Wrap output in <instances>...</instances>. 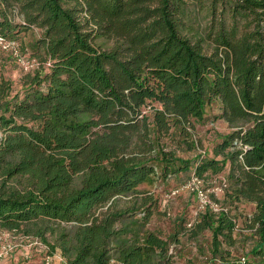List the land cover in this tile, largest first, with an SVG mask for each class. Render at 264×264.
<instances>
[{"label": "trees", "instance_id": "trees-1", "mask_svg": "<svg viewBox=\"0 0 264 264\" xmlns=\"http://www.w3.org/2000/svg\"><path fill=\"white\" fill-rule=\"evenodd\" d=\"M36 30L38 69L18 91L0 73V229L67 264H177L181 231L138 219L155 204L137 205L140 186L228 169L226 204L255 206L260 261L234 257L230 209L202 214L191 237L212 232L220 264H264V0H0V37ZM215 105L230 134L212 157L183 158Z\"/></svg>", "mask_w": 264, "mask_h": 264}, {"label": "rangeland", "instance_id": "rangeland-1", "mask_svg": "<svg viewBox=\"0 0 264 264\" xmlns=\"http://www.w3.org/2000/svg\"><path fill=\"white\" fill-rule=\"evenodd\" d=\"M41 34V31L36 30L34 33L23 36V40H16L14 46L0 43V73L13 82L15 91L21 89L24 76L39 67L31 44ZM218 113L215 105L207 113V122L196 126L195 139L199 146L198 150L181 152L180 155L183 158L193 159L199 154H209V157H212L213 148L219 142L218 137L230 134L231 129L224 120H215ZM227 175L228 169L218 175L205 174L203 179L197 177L194 172L183 173L166 183L157 182L154 185L140 186L139 189L144 194L137 200V205L143 202L141 198L146 195L152 197L155 204L152 205L149 218L145 216L147 214L142 213L138 219L145 222L149 230L163 238L181 231L179 233L180 242L173 244L170 251L177 264H220L211 258L212 232L205 231L196 238H192L191 233L202 214L207 211L219 213L223 209H230L231 215L235 217L238 224L235 236L239 243L231 248L234 257L247 259L252 263L260 261L259 258L252 256V231L247 228L246 223L255 211V206L241 204L236 208V205L226 204ZM131 198L120 197L119 208H125ZM190 223H192L191 227ZM49 240L54 243L55 238L50 237ZM3 245H9L13 250L0 258V264H46L48 258L50 264H67L59 251L52 255L48 246L39 238L21 231L0 229V247Z\"/></svg>", "mask_w": 264, "mask_h": 264}, {"label": "built area", "instance_id": "built-area-1", "mask_svg": "<svg viewBox=\"0 0 264 264\" xmlns=\"http://www.w3.org/2000/svg\"><path fill=\"white\" fill-rule=\"evenodd\" d=\"M0 43L7 45V46H14V42H7L5 39H3L2 37H0ZM189 226H192V223L189 224ZM13 249L9 246V245H3L0 247V258L5 257L6 255H8L9 253H11ZM245 260V259H243ZM46 264H50V259L48 258L46 260Z\"/></svg>", "mask_w": 264, "mask_h": 264}]
</instances>
